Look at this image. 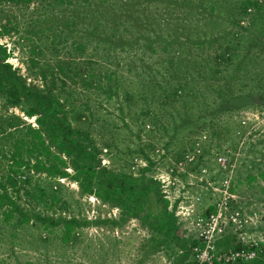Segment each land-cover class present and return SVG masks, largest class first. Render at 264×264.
<instances>
[{
    "label": "rangeland",
    "instance_id": "obj_1",
    "mask_svg": "<svg viewBox=\"0 0 264 264\" xmlns=\"http://www.w3.org/2000/svg\"><path fill=\"white\" fill-rule=\"evenodd\" d=\"M238 1L221 3L222 18L211 33L229 31L237 36L235 32L241 31L238 22L227 20V13ZM254 1L257 8L249 6L250 11L239 22L247 26L240 46L238 40L233 41L237 50L233 64H241L238 80L227 87L221 77L188 73L189 80L193 76L197 81V90L180 93L179 104H172L175 118L167 114L168 106L155 104L153 93L159 90L139 69L116 70V78L122 82L118 89L116 78L111 77H100L103 87L111 81L109 91L96 84H73L70 78H66L65 89L59 81L61 75L52 77L53 71L44 64L31 65L22 36L12 31L0 37V43L12 51L10 63L28 82L41 87L42 73L50 85L55 78L53 89L66 116L75 127L89 131L107 167L139 179L149 160L153 162L145 176L159 182L169 207L175 205L181 234L196 264H264V102L260 103L257 93L264 83V0ZM12 13L21 27V14L17 10ZM8 15L13 21L12 14ZM180 54L175 47L168 51L158 48L151 58L165 61ZM86 57L83 62L89 69ZM49 58L56 68L55 59ZM104 65L113 68L110 63ZM74 78L75 83H82ZM238 93H249L256 102L226 108L223 100ZM152 111L159 118H154ZM13 116L36 126L33 117H26L0 96V124L13 135L23 136L21 122L6 123ZM30 176L32 184L39 185L35 196L40 200L33 206L42 214L88 220H119L121 216L119 208L83 193L73 179ZM126 201L140 208L141 214L156 211L151 196L128 197ZM64 236L58 227H44L35 221L21 225L14 219L5 222L0 215V264H173L177 257L171 239L153 232L136 216L123 224L76 228L69 237Z\"/></svg>",
    "mask_w": 264,
    "mask_h": 264
},
{
    "label": "trees",
    "instance_id": "obj_2",
    "mask_svg": "<svg viewBox=\"0 0 264 264\" xmlns=\"http://www.w3.org/2000/svg\"><path fill=\"white\" fill-rule=\"evenodd\" d=\"M224 2L226 0H0V37L17 32L28 46L31 65L44 64L53 71L52 77L56 73L61 75L59 81L65 89L66 78H70L73 84L83 87L96 84L109 91L111 81L103 87L100 77L116 78V70L139 69L153 79L151 84L159 90L153 93L155 104L168 106L167 114L175 118L172 104H179L180 93L194 94L197 90V81L193 76L189 80L188 73L196 72L214 79L221 77L227 87L238 80L241 64H233V56L237 54L233 41L238 40L240 46L247 26L239 22L250 11L249 6L256 9L257 4L254 0H239L235 7H230L227 20L236 19L241 29L234 37L229 31H209L222 18L221 3ZM12 10L21 14V27ZM8 13L12 14L13 21ZM174 47L181 53L176 58L169 57L165 61L151 58L158 48L168 51ZM11 54V49L0 43V96L26 117H33L36 126L23 123L18 116L6 119L9 126L18 122L25 126L23 136H16L0 124L2 219L5 222L14 219L21 225L35 221L44 227H58L67 238L76 228L123 224L136 216L153 232L171 239L177 248L173 264H196L190 258L189 243L181 234L175 205L169 207L159 182L145 176L153 162L149 160L139 179L107 167L89 131L75 127L66 116L62 100L53 89L57 85L55 78L50 85L46 83V74L42 73L41 87L28 82L10 63ZM85 55L89 69L83 62ZM48 56L55 59L56 68ZM96 61L101 62L96 64ZM105 62L113 68L106 67ZM74 77L82 83H75ZM121 84L116 78L115 88ZM257 93L260 103L264 102V83ZM228 96L223 100L226 108L256 102L249 93ZM150 113L156 119L160 116L154 111ZM164 114L161 112V116ZM32 174L73 179L83 193L119 208L121 216L119 220H88L42 214L33 206L40 199L35 196L39 185L32 184ZM136 196H151L156 211L141 214L140 208L127 203L128 197Z\"/></svg>",
    "mask_w": 264,
    "mask_h": 264
}]
</instances>
